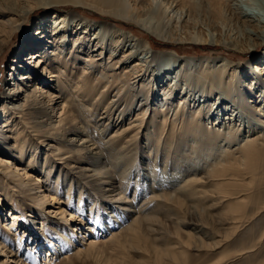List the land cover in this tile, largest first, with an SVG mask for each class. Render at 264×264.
<instances>
[{
  "label": "bare ground",
  "instance_id": "bare-ground-1",
  "mask_svg": "<svg viewBox=\"0 0 264 264\" xmlns=\"http://www.w3.org/2000/svg\"><path fill=\"white\" fill-rule=\"evenodd\" d=\"M53 1V3H67L93 10L113 21L122 22L126 24L125 26L138 27L147 37H155L165 43L209 42L213 45L225 46L227 50L225 52L236 48H242L243 52H252L259 46H264V0H246L244 7L236 4L239 0ZM144 3H147L148 7L144 6ZM52 16L54 20L56 19L52 35L48 37V33L45 36L46 32L39 31L41 37L37 38L35 41L37 44L32 46L35 52L30 58L37 60L36 66L42 71L41 73L37 70L39 72H32L26 77L34 83L31 86L34 87L33 91L28 93L22 102L16 104V100L12 98L9 106L3 104L0 109L1 115L6 114L3 115L4 122L0 123V151L10 147L19 154V160L24 161L28 158L27 152L34 150L31 154L29 153L31 156L28 163H35L38 160L35 152L39 147L29 143L30 136L25 129H31L32 132L38 131V137L55 140V143L59 140L58 134L63 137L69 133L81 134L80 147L69 149V153L80 158L81 163L85 162L88 165L74 167L77 170L75 173L86 182L82 186H86V189L92 192L96 191V194H100L101 200L108 201L111 205L117 204L123 211H135L136 214L135 216L129 211L128 213L135 217H132L123 231L114 233L108 242H113L119 249L124 250L127 243L138 245L148 235L152 245L148 249L141 248L144 254L143 264H180L186 260L184 256H181L186 249L215 251L223 247L226 238L236 232L240 214L245 210L250 194L256 190L255 176L263 167L262 161L257 158L260 157L264 146L262 141L264 139V54L246 64L236 62V56L232 54L199 58L178 57L173 53L155 52L148 40L137 38L114 24L100 23L98 29L104 34V38H100L99 43L104 49V62L97 64L101 60L98 57L102 53L94 55L92 51H89V55L84 59L83 75L75 86V91L82 94L85 101H88L86 98L93 95L96 90L100 94L98 99L89 103V109H87L94 110L91 116L103 109L100 118L94 119L103 126V129H98V134L115 128L109 139L101 138L102 140L98 142L85 132L86 128L82 125L84 119L78 118L81 115L79 104L73 102L64 88L58 83L55 84L54 79L56 70H60L61 67L68 71L67 76H74L78 64L77 54L87 50L84 48L87 47L86 38L84 41L78 38L72 45L67 44V35L72 31V24L76 22L77 28H84L85 32H89L92 26L77 20L74 13H71L69 17L58 14ZM24 17V13L22 14L15 7L1 5L2 45L16 33ZM166 19L169 20L166 21ZM171 20L174 21V26L173 22L170 23ZM230 21L242 29L243 35L240 34L236 42L237 45L240 44L239 46L234 44V39L226 40L225 35L216 32L220 24L227 25ZM129 38L135 41L133 47L120 57L119 52L125 47L124 41ZM49 45L52 49L51 53L46 51ZM135 48L142 49L141 54L144 56L141 59H138L139 53ZM145 59H147L146 62ZM14 62L19 64L17 68L22 70L23 67L19 61ZM168 65L177 68L174 69L175 77L172 75L173 67L168 68ZM41 74H47V78L45 76L44 79ZM93 74L95 81L90 78ZM39 82L46 84V87H41ZM102 88H104L103 91ZM195 88H199L198 91L202 93L200 98H203L201 105L197 106L193 98L194 94H189ZM17 92L21 93L23 90H17ZM101 99H104V102H101ZM223 109L242 110V113L248 114V117L253 119L252 122L255 120L257 125L262 127V131L255 133L251 127L244 131L240 124L231 125L234 118L232 114L227 115V119L220 118ZM134 110L133 117H129L130 122L124 124L128 114ZM16 111L19 112L16 113ZM14 118L23 119V125L20 126L21 122ZM45 118L49 121L54 119L57 121L52 128V133L42 132L40 129L44 124L40 121ZM159 118H162L161 122L158 121ZM224 121H227L228 126ZM8 131L9 134H7ZM46 133L49 135L46 136ZM32 134L31 136H34ZM17 139L19 142L13 145L12 143H16ZM17 145L21 148L17 149ZM50 148L54 151L49 150L48 155L56 152L55 156L63 155L60 154L61 150L56 145ZM179 149L186 150L187 156L184 161L186 166L184 167L185 176L183 175V192L177 196H171L169 192L159 190L152 184V196L148 198L147 195L146 199H142V205L138 206L137 199H141L139 197L141 193L139 194L136 188L133 196H130L132 191H128L130 181H124V173L127 170L118 172L120 173V176L117 175L118 178L114 176L113 172L117 170L118 163L129 152H133V158L138 157V162L146 163L147 161L143 165H147L148 170L154 173L157 164L164 170L170 163V156L176 155V150ZM203 149L205 153L201 154ZM179 156L180 153L178 158ZM45 166L43 169L53 168L49 163H45ZM61 172L62 170L59 175ZM56 182L59 183V181ZM71 190L70 185L69 197H71ZM93 200L95 201V198ZM94 204L90 202L91 207ZM190 204H194L192 205L194 207L204 206V209L208 211H215V215L208 216L213 227L217 225L220 228L217 230L214 227L215 232H209L206 235L210 243H205L203 236L197 237L196 233L192 232L186 233L187 242L181 241L178 237L174 238L165 230V227L163 228L160 217H157L162 215L164 220L175 227L174 230L178 235L181 225L188 226V222L181 215V210ZM73 218H75L74 214L71 213L70 220ZM207 219H204L205 225L208 224ZM196 226L197 229L205 227ZM221 230L223 233L220 235ZM63 236L66 237V234L63 233ZM1 239L0 247L7 250V243L10 240L5 236ZM100 245L99 242L92 240L88 244L87 251L99 248ZM17 246H20L19 242ZM13 251H10L11 257L15 256L12 262L27 264L17 252L14 254ZM77 253H83V251L78 250ZM225 259L223 255L216 264H220ZM48 260L47 263H51L50 257Z\"/></svg>",
  "mask_w": 264,
  "mask_h": 264
},
{
  "label": "rangeland",
  "instance_id": "rangeland-1",
  "mask_svg": "<svg viewBox=\"0 0 264 264\" xmlns=\"http://www.w3.org/2000/svg\"><path fill=\"white\" fill-rule=\"evenodd\" d=\"M244 1L246 0H239L236 4L244 7ZM53 2V0H0V7L1 5L9 7L13 6L25 15L24 20L21 21L22 24L18 27L16 33L10 37L8 42H5L4 45H2V37H0V109L3 104H8L9 106V102H11L10 99L12 98L16 100V104L22 102V99H24L28 93L33 91L34 87L31 86L34 83L30 82L26 77L32 72L40 71L42 73V71L36 66L37 60H31L30 58L35 52V50L32 49V46L33 44H37L35 41H37V38L41 37L40 32H46L45 36H47L48 33V37L52 35L56 21L52 15H67L69 17L71 16V13H74L77 16V20L86 22L88 25L92 26V28L89 29L90 31H87V33L84 28H77V23L75 22L72 24V27L70 26L72 31L67 35V44L72 45L76 39L80 38L81 41H84L86 38L87 47L84 48H87V50L77 54L76 59L78 60V64L74 76H67L66 73L68 71L61 67L60 70H56V78L54 79L56 81L55 84L58 83V85L62 86L68 93V96L72 97L73 102L75 101L79 104L81 107V115H79L78 118L84 119V124L82 125L86 128L85 132L88 133V136L91 135L92 139L98 142L102 139H109L115 128L98 134V129H103V126H100V123L94 119L100 118L103 109L96 111L92 116L91 114L94 110L87 109H89V103L98 99L100 94L97 93L98 90H96L93 95L86 98L88 101H85L82 94L80 95L75 91V86L77 81H79V78L83 75L82 67L85 66L84 59L89 55V51H92V54L94 55L102 53V55L98 57V59L101 58V60L100 62H97V64L100 65L102 61L104 62V49L102 48V44L99 43V39L104 38V34L98 29L100 23L108 22L114 24L116 27L130 32L131 35L135 37L137 36V38L148 40L155 52L173 53L178 57L199 58L203 56H222L225 54H232L236 56V62L246 64L264 54V46H259L252 52H243L242 48H234L240 52L235 50H228V52H225L227 51L225 46L213 45L209 42L202 44L188 42L180 44L165 43L157 40L155 37H147L145 32L138 27L132 25L125 26L126 24L113 21L93 10L85 9L83 7H75V5L72 4ZM144 6L148 7V4L144 3ZM167 20L169 19H166V21ZM171 22H173L172 25L174 26V21L171 20L170 23ZM227 25L220 24V27L218 26L216 32L218 34H223V36L225 35L224 38L226 40L234 39V44L237 45L236 42L238 37L240 34L243 35L242 29L231 21ZM220 29H222L223 32ZM60 37L61 35L58 39ZM129 39H124V42L126 43L123 48L124 50L119 52L120 57L125 51L132 49L135 41L131 38ZM50 48V45L47 46L46 51L48 50V52L51 53L52 49ZM135 50L139 53L138 59H141L144 56L141 54L142 49L135 48ZM106 59L108 60V56ZM17 60L21 67H23L22 70L17 68L19 64H15L14 61ZM146 61L147 59H145V62ZM167 67L171 68L173 65H168ZM174 69L176 70L177 68L173 67L172 73H174L172 75L175 74ZM41 75L44 79L45 76L47 78V74ZM179 75H181V73H179ZM21 76H24V78H21ZM94 77V74L90 76L93 81H95ZM171 79H173V77ZM71 80L72 82H70ZM45 81L47 82V79ZM40 86L46 87V84L40 83ZM103 89L104 88L101 90L103 91ZM195 89H193L192 92H189V94H194L193 98L196 100L195 105L197 106L201 105L203 98H200L202 93L198 91L199 88ZM17 90H23V92L18 93ZM101 102H104V99H101ZM18 112L19 111H16V113ZM216 112H218V110ZM133 113L135 114V110L128 114L124 124L130 122L134 115ZM229 114H232L234 117H232L233 121L231 122V125L235 123L236 125L240 124L241 129L244 128V131H246V128L250 127L255 133L257 131H262V127L257 125L255 120L252 122L253 119H251V117L249 118L248 114L246 115V113H242V110L239 109H223L222 113H220V118L227 119ZM3 115L0 114V123H3L5 120ZM14 119L21 122L20 126L23 125V119ZM159 119L160 120L158 121L161 122L162 118ZM41 120L40 123H44L41 127L38 124L41 131L52 133V128L57 124V121L55 119V121H49L48 118ZM220 121L223 120L220 119ZM225 123L226 126H228L227 121ZM255 127L258 129L256 130ZM25 131L30 136L29 139H31V141L28 139L29 143L33 144L35 147H39L38 151L35 152L38 155V160H36L35 163H28L31 156L30 154L34 150H29V152H27L28 158L24 161L19 160V154L10 147H6L3 151H0V241L4 236L6 238L8 237L10 240V242L7 243V247H10V249L7 248V250H3V248L0 247V264H16V262H12L14 261L13 258L15 256L11 257V250H14V254L17 252L27 264H143L142 256L144 254L141 248L146 247L148 249L150 245H152L151 238L148 235L138 245L127 243L126 249L124 250L119 249L115 243L108 242L114 233H119L128 226L132 217L136 216L135 211L131 212L129 210L131 214L135 215L131 216V214L128 213V210H121V207L117 204L111 205L108 201L101 200L102 198L99 196L100 194H96V191L92 192L91 190L86 189V186H82V184L86 182L75 173L77 170H75L74 167L88 166L85 162L81 163L80 158L69 153V149H78L80 147L81 134L69 133L64 137L58 134L57 139L59 140H57L58 143L57 141L55 143V140H46V138L42 136L38 137V131L32 132L31 129H25ZM47 133L45 134L46 136L49 135ZM7 134H9V131ZM31 134L34 136H31ZM35 134L37 136H35ZM262 141H264V139ZM17 142H19L18 139L16 140V143L14 142L12 144H17ZM54 145H56L58 149L60 148V154H63L62 156H55L57 152L48 155V153H50L48 151H51L52 149L50 147ZM141 145L144 146L142 143ZM16 147H18L17 149L21 148L20 145H17ZM263 149L264 146L261 149L260 157L257 158L262 161L263 166H261L262 168L255 176L256 180H254V183L257 187L256 190L250 194L247 206L242 214H240L241 218L236 232L226 238L223 247L215 249V251L186 249L185 253L181 255L184 256L186 260H183L180 264H216L223 255L226 259L220 264H264ZM53 151L54 149L51 152ZM176 151L178 154L176 153V155H172V157L170 156V165L167 164L163 170L162 166L157 164L158 166L156 165L154 173L148 170L149 167L147 165H143V163L146 164L147 161L146 163L138 162V157H135L136 159L133 158V152H129V154L125 155L124 159L118 163L120 166L117 165V170L113 172L114 176L116 175L115 177L118 178L122 170H127V173H124V181H130L128 182L130 185L128 191L130 192V190H132L130 196H133V191H135L136 188L138 193H141L139 195L141 199H137L138 206L142 205V199L147 195L148 198L152 196V184H154L159 190L162 189L165 192H169L171 196H177L183 192L182 186L185 176L184 167L186 166L184 165V161L187 156V151L183 149ZM179 153L180 156L178 158ZM204 153L205 150H201V154ZM71 155L73 157H71ZM66 158H68L67 161H65ZM5 162L8 163L5 164ZM45 163L51 164L53 168L43 169ZM45 167H47V165ZM60 170H62V172L59 175ZM58 178L59 180H57ZM56 181H59V183ZM70 185L72 187L71 197H69L68 193ZM166 189H168V191ZM80 197L82 203L80 202ZM93 198H95L96 202ZM90 202L95 203L93 207L90 206ZM192 205L194 204L184 207L182 209L183 211L181 210V215L188 222V226L181 225L178 235L176 234L177 231L174 230L175 227L170 222L164 220L162 215H158L157 217H160V221L163 223V228L165 227V230L174 238L178 237L181 241L187 242L188 239L186 233L188 234L189 232H192L196 233L197 237H199V235L203 236L205 243H210V239L206 238V235H208L209 232H215L214 227L217 230L220 227L217 225L213 227V223L208 215H215L216 213L215 211L205 210L204 206H197V208ZM125 211L126 213H124ZM57 212L58 214H56ZM71 213L74 214L75 217L72 220H70ZM204 219H207L206 222H208V224L205 225ZM196 225H202L205 227L198 226L199 229H197ZM196 229L197 231H195ZM205 232L207 234H205ZM63 233L66 234V237L63 236ZM222 233L223 230L219 232L220 235ZM92 240L99 242L101 245L99 248L89 249L87 251L88 244ZM18 242L20 243L19 247L17 246ZM142 243L146 245L144 246ZM78 250H80V252L83 251V253H77ZM48 257L51 258V263H47L49 261ZM66 257L68 259H65Z\"/></svg>",
  "mask_w": 264,
  "mask_h": 264
}]
</instances>
